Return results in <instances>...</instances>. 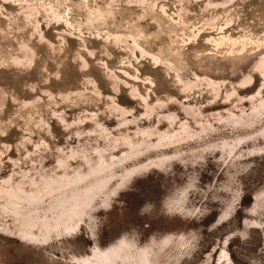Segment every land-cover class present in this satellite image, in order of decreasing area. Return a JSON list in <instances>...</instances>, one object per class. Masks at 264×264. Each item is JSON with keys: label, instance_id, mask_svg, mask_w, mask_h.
<instances>
[{"label": "rangeland", "instance_id": "obj_1", "mask_svg": "<svg viewBox=\"0 0 264 264\" xmlns=\"http://www.w3.org/2000/svg\"><path fill=\"white\" fill-rule=\"evenodd\" d=\"M0 264H264V0H0Z\"/></svg>", "mask_w": 264, "mask_h": 264}, {"label": "bare ground", "instance_id": "obj_2", "mask_svg": "<svg viewBox=\"0 0 264 264\" xmlns=\"http://www.w3.org/2000/svg\"><path fill=\"white\" fill-rule=\"evenodd\" d=\"M94 12V20H96V21H104L105 20V16L106 15H108L109 13H110V11H108V10H102V9H99V8H96V9H94L93 10ZM110 15V14H109ZM108 15V16H109ZM143 15H149L151 18H152V20L153 21H157L158 22V24H160V21L163 19L162 17H161V15L158 13V12H156V11H151V10H148V12L146 11V13L145 14H143ZM143 15H140L139 16V18H142L143 17ZM166 22V21H165ZM172 23V22H171ZM139 21L138 20H134V21H130L129 22V25L127 26V29L131 32V33H134V34H137L138 33V31L140 30V28H139ZM164 25V24H163ZM170 26H169V29H170V27H171V24H169ZM173 27V26H172ZM175 27V26H174ZM176 28V27H175ZM173 29V28H172ZM171 29V30H172ZM179 29V28H178ZM175 30V29H174ZM180 30V29H179ZM179 30H177L176 32H178ZM251 53V52H250ZM250 53H246V54H244V55H241V56H236L237 58L233 61V63H232V68L233 69H237L238 67H241L242 65H244V64H249L250 62H251V60H253V58L256 56V54H250ZM161 54H162V56H163V58L164 59H166V61H169V62H171V64L173 65V66H175L177 69H180V70H184L183 69V66L185 65V64H183L182 63V61L180 60V58H179V53H172V52H170V51H168V49H161ZM160 54V55H161ZM250 61V62H249ZM249 62V63H248ZM229 63H230V61H229ZM174 67V68H175ZM187 67V66H186ZM243 67V66H242ZM185 71V70H184ZM236 72V71H235Z\"/></svg>", "mask_w": 264, "mask_h": 264}, {"label": "trees", "instance_id": "obj_3", "mask_svg": "<svg viewBox=\"0 0 264 264\" xmlns=\"http://www.w3.org/2000/svg\"><path fill=\"white\" fill-rule=\"evenodd\" d=\"M144 259L147 260V262H149L147 255L144 256Z\"/></svg>", "mask_w": 264, "mask_h": 264}]
</instances>
